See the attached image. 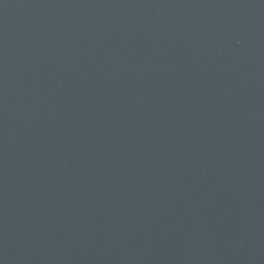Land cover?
Returning a JSON list of instances; mask_svg holds the SVG:
<instances>
[{
	"label": "water",
	"instance_id": "obj_1",
	"mask_svg": "<svg viewBox=\"0 0 264 264\" xmlns=\"http://www.w3.org/2000/svg\"><path fill=\"white\" fill-rule=\"evenodd\" d=\"M0 264H264V0H0Z\"/></svg>",
	"mask_w": 264,
	"mask_h": 264
}]
</instances>
